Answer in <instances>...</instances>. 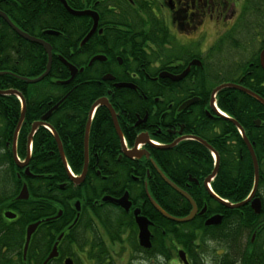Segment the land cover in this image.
Instances as JSON below:
<instances>
[{
    "label": "flooded vegetation",
    "instance_id": "obj_1",
    "mask_svg": "<svg viewBox=\"0 0 264 264\" xmlns=\"http://www.w3.org/2000/svg\"><path fill=\"white\" fill-rule=\"evenodd\" d=\"M243 3L244 0H0V63H12L13 70L0 72V76L9 73L15 79L27 78L22 76L21 68L16 67L19 62H42L40 73L29 79L46 73L43 81L48 79L57 86H67L65 95L55 98L53 105L52 100L46 104V111L30 122L27 130L24 129L25 100L19 90H12L22 96L25 107L15 153L19 164L25 162L28 153L29 159L25 167H19L13 158V135L20 112L11 136L0 138V153L10 155L16 179L22 181L19 190L23 185L27 188L26 179L40 177L31 171V164L36 134L47 130L52 136L45 126L57 135L66 158L60 137L49 119L76 88L75 77L85 70L95 76L96 72L102 73L97 66L105 67L97 84L102 82L110 87L97 100L106 99L112 108L122 138L127 142L125 134L134 135V139L145 135L144 139L151 144L138 150L148 155L143 153L139 159H128L114 131L119 143L114 159L118 165L129 162L130 174H110L112 171L118 174L121 167L113 168L110 162L100 161L102 154L95 148L91 128L100 112H106L113 122L108 108H96L88 134L84 180L79 185L68 180L58 185L61 191L70 186L76 197L68 202L64 219L61 213L60 217L47 218L41 224L50 227L55 223L59 232L42 233L47 240L50 237L52 240L46 242L48 250L40 264L56 241L57 256L47 264H64L68 260L71 264H179L175 259L179 248L169 239L167 258L159 255L156 248L159 231L150 215L152 194L148 189L157 188L158 183L167 186L164 179L193 201L195 213L189 224L201 225L198 230L203 239L201 264H205V258H210L211 264L212 259L217 264H239L245 254L250 264L260 258L264 262V41L258 39V46L244 58L237 53V40L232 35H238L236 26ZM65 64L76 70L72 79ZM58 65L66 68V79L55 78L60 72ZM106 77L110 79L103 80ZM224 84L242 87L257 98L232 88L216 91ZM124 92L134 96L133 103L130 100L127 105L126 101L118 100ZM228 94L246 99L243 109L250 112L247 118L237 120L226 113L228 118L224 119L215 112V106L222 110L220 98ZM34 123L42 125L27 147ZM23 131L27 132L24 145L20 137ZM133 142L131 145L127 142L129 150ZM249 147L257 166V184L252 195L254 167ZM106 151L111 152L110 148ZM57 154L59 156L58 147ZM226 157L227 163H224ZM243 163L247 169L241 172L239 165ZM26 169L30 175H26ZM88 173L89 181H86ZM212 173L214 175L206 181ZM225 173L235 181L232 191L227 192L230 196L222 200L214 191L213 198L208 186L213 189L214 184H221L222 179L228 177ZM94 176L101 180L97 191ZM241 181L248 188L244 197L238 186V183L242 185ZM123 195L128 199L127 211L101 202L104 197L117 200ZM17 196L18 193L12 200L24 202ZM247 198V203L240 208L224 206L237 205ZM183 199L189 204L183 216L186 217L193 209L189 201ZM12 200L1 202L0 218L5 224H14L17 220L16 212L7 208L14 203ZM7 211L14 213L16 219H5L3 215ZM135 211L152 223L148 227L152 246L148 252L138 243ZM212 217H217L219 224L206 226L205 222ZM209 231L218 233L217 237H209ZM207 240L215 241V253L204 247ZM184 252L192 264L187 250ZM21 264L36 263L27 262L25 258Z\"/></svg>",
    "mask_w": 264,
    "mask_h": 264
},
{
    "label": "trees",
    "instance_id": "obj_2",
    "mask_svg": "<svg viewBox=\"0 0 264 264\" xmlns=\"http://www.w3.org/2000/svg\"><path fill=\"white\" fill-rule=\"evenodd\" d=\"M263 24L264 0H245L240 17L237 20L236 28L238 31L244 32L247 38L252 32L260 28L262 29ZM235 37L237 38V36ZM43 66L44 63L42 62H19L16 67L21 68L24 73L22 76L31 78L38 75ZM97 67V70L102 71V73L96 72L97 75L93 76L89 70H85L83 74L75 77L76 88L65 98L60 109L49 119L51 120L52 128L60 137L68 166L75 174L80 173L83 165V137L88 111L98 98L105 95V89L110 87L109 84L106 87L107 84L102 82L97 84L104 74L103 72H105V67ZM58 69L60 72L55 78L57 80L66 79L68 77L66 68L58 65ZM9 71L13 72L12 63H0V72L6 73ZM0 90H19L21 92L26 104L24 129L27 130L29 123L37 120L41 116V113L46 111V104L52 100L51 104L53 105L56 100L55 98H61L65 95L67 86H57L50 83L48 79L38 84L27 85L8 73V75L0 76ZM242 97H234L229 94L223 95L219 102L222 111L232 115L237 120L247 118L250 112L249 110L243 109L247 102ZM118 100L126 101L125 104L128 105L127 102L130 100L133 103L134 96L129 92H124V95L120 96ZM122 101L120 102L123 103ZM128 109H131V107ZM19 112V102L15 97H0V138H6L7 134L11 136L18 121ZM105 113L100 112L95 116L91 128L92 137H94V141L96 142L95 148L98 150V153L102 154L100 161L110 162L109 165L113 168L121 167L118 174L112 171L110 173L112 175L120 176V173L124 175L130 174L129 162H122L118 165V162L114 159L116 157V150L119 149V143L114 132V127L112 126L113 124ZM26 134L27 132L23 131L20 136L23 145ZM125 135L128 144L131 145L134 140V135ZM108 148L111 150L110 153L106 151ZM34 150L35 154L34 161L31 164V171L40 177L30 180L26 179L29 197L24 202L13 201L22 181L18 182L16 179L10 155L7 156L0 153V206L1 202L13 199L12 202L14 203L10 207L7 206V208L16 212L17 215V220L14 224H5L0 218V264H21L25 228L32 223L56 216L58 211L62 212L64 219L65 213H68L66 209L68 202L76 197L75 192L71 190L70 186L62 191L58 187L59 184L62 185L66 182L67 175L57 154L56 143L47 130H40L36 134ZM224 150L228 151L225 146ZM227 158H224V163H227ZM93 161L95 162L96 160L93 159ZM93 161L90 164H92V167H95ZM239 166L241 167V172L247 169L245 163ZM89 173L86 181H89ZM225 174L228 177L224 176L225 178L222 179L221 184L216 183L213 186L214 191L223 198L230 196L227 192L232 191L233 184L235 183L234 180H231V175ZM96 177H93L95 189L97 188V184H101V180ZM238 186L240 187L239 191L243 192L241 197H244L248 191L246 184L244 182L242 185L238 183ZM96 191H94L95 197L98 196ZM149 192L152 194L155 202L168 215L174 218H182L189 209V204L183 197L164 184L158 183L157 188L150 186ZM149 209L151 211V219L159 231V239L156 243L159 255L162 254L167 258L165 238L170 237L169 240L172 241L174 246L187 250L189 258L192 259V264H201L198 252L201 246H203V239L198 235L199 240L197 239L198 241H196V233L201 229V225L197 222L195 224H176L162 217L156 211L152 210L151 207ZM146 210L147 208L144 209V211ZM54 224H51L50 227L40 225L37 228L36 233L29 243L26 256L27 262L40 264L44 259L46 251L48 250L46 242L51 241L52 237L47 240L46 236L42 233L44 231H48L49 233V230H51L57 234L59 229H56ZM161 232H164V235ZM217 234L216 232L209 231L208 236L215 239ZM262 259L260 258L257 262L253 261L251 264H264ZM212 260H214L212 264H217L215 259ZM239 264H250L246 258V254L240 258Z\"/></svg>",
    "mask_w": 264,
    "mask_h": 264
},
{
    "label": "water",
    "instance_id": "obj_3",
    "mask_svg": "<svg viewBox=\"0 0 264 264\" xmlns=\"http://www.w3.org/2000/svg\"><path fill=\"white\" fill-rule=\"evenodd\" d=\"M264 54V53H263ZM69 70H70V76L72 79L73 76L75 75L76 73V70L71 67L70 65L68 64H65ZM46 76V73L43 74L42 76H40L39 78L37 79H34V80H30V79H20L21 81H23L24 83L26 84H35V83H38L39 81H41L44 77ZM105 79H110L109 77H106V78H103V80ZM224 88H232V89H237L249 96H252V97H255L257 98L255 95H253L251 92H249L248 90L242 88V87H239V86H235V85H231V84H226V85H222L220 86L216 91H219L221 89H224ZM214 93V92H213ZM18 96L20 99H21V112H20V118H19V122L15 128V131H14V135H13V146H12V152H13V158L14 160L16 161V153H15V145H16V139H17V135H18V132H19V129L21 127V124H22V121H23V116H24V111H25V107H24V103H23V100L20 96V94L16 91H4V92H0V96ZM97 107H106L108 108L109 112H110V116L112 118V122H113V125H114V128H115V131H116V134L119 138V141H120V144H121V150H122V153L124 154V156L128 159H139L143 153H145L146 155H148L145 151H135L136 147L138 145H144V146H151V144H149L148 141H146L144 139L145 135H141V136H138L135 141H134V144H133V149L130 150V151H126L124 148H123V138H122V135L120 133V130H119V127H118V124L116 122V117L114 115V112L112 110V108L108 105L106 99H100L98 101H96L89 113H88V120H87V123H86V127H85V135H84V164H83V168H82V171H81V174L78 178H72L68 172V169L66 167V160H65V157L62 153V148H61V144L57 138V135L54 133V131L49 128L48 126H45L52 134L56 144H57V147H58V152H59V156H60V160L62 162V165L64 166L65 170H66V175H67V178L68 180L71 182V183H74L75 185H79L80 183L83 182L84 180V177H85V174H86V167H87V161H88V158H87V145H88V134H89V129H90V124H91V121H92V117H93V114H94V111L96 110ZM55 110V107L52 108L47 114L46 116L42 117L41 120H45L51 113V111ZM42 124L41 123H34L31 127V130H30V133L28 135V138H27V147H29L31 145V142H32V137L34 135V133L37 131L38 127H40ZM242 138L244 139V141L247 143L244 135H242ZM248 145V144H247ZM249 152L251 154V157H252V161H253V167H254V188L252 189V192H251V195L253 194L254 190H255V187H256V184H257V166H256V163H255V159H254V156L252 154V150L251 148L249 147ZM28 159H29V153L27 154V157L25 159V162L23 164H19L17 163V166L19 167H25L27 165V162H28ZM25 173L26 175H29V172L28 170L26 169L25 170ZM214 174L212 173L206 181H208ZM171 188H173L175 191H177L179 194H181L187 201H189V203L191 204V207H192V212L190 213L189 216H187L186 218H183V219H176V218H172L170 216H168L163 210H161L155 203L154 201H152L150 199V203L151 205L153 206V208L161 215L163 216L164 218L170 220V221H173V222H176V223H186L188 221H190L195 213V207L192 203V201L190 200V198L182 191H180L179 189H177L174 185L168 183ZM208 190V189H207ZM208 193L214 198V196L212 195V193L208 190ZM28 197V194H27V191H26V188L23 186L22 190L20 191L19 193V196L17 197L18 200H25L27 199ZM216 199V198H215ZM219 201V200H217ZM248 201V198L247 200L243 201L241 204H239L238 206H242V205H245ZM101 202L103 203H111L117 207H120L122 209H124L125 211L128 210L129 208V203H128V199H127V196L126 195H123L121 198L119 199H111V198H108V197H104L102 198ZM220 202V201H219ZM238 206H233V207H238ZM4 217L8 220H12L15 218V215L7 212L4 214ZM134 219H135V223L137 225V228H138V243L140 245V247H142L144 250H149L151 248V243H150V240H151V235L148 231V227L151 226L152 224L145 218V217H142L139 215V211H135L134 212ZM219 224V219L217 217H212L210 219H208L206 222H205V225L206 226H211V225H217ZM38 223H35V224H31L29 225L27 228H26V235H25V242H24V246H23V255H25L26 253V250H27V247H28V243H29V240H30V237L31 235L33 234V232L35 231L36 227H37ZM60 239V238H58ZM57 243L58 241L54 244L50 254L48 255L47 259L45 260V262L43 264H46L47 262H49L50 260H52L54 257H56L57 255V252H56V246H57ZM180 262H182V264H188L186 259H185V255L183 252L179 251L178 254H177ZM64 264H71V261H65Z\"/></svg>",
    "mask_w": 264,
    "mask_h": 264
},
{
    "label": "rangeland",
    "instance_id": "obj_4",
    "mask_svg": "<svg viewBox=\"0 0 264 264\" xmlns=\"http://www.w3.org/2000/svg\"><path fill=\"white\" fill-rule=\"evenodd\" d=\"M253 33H255V34L253 35ZM253 33H251L250 36L247 37V38H246V34L244 32H239V34L237 35V38L235 37V35H232V37H234L233 39H235V41L237 40V44H236V47L238 48V52L237 53L241 57H243L244 55L247 56L249 54L250 50H252L253 48H255V47L258 46V42H257L258 39H261V40L264 41V26H263L262 29L260 28V29H258L256 31H254ZM238 36H239V38H238ZM251 41H253L254 43H250ZM246 44L248 45V48L247 49H245L246 48ZM168 239H170V237L169 238L167 237V239H165L166 246H167ZM204 247H206V250H212L215 253L216 252V249H214V248H216L217 246L214 245V246L210 247L207 243H205V246ZM166 248H170V245H168ZM202 248L203 247L201 246V249L198 252V255H199V258L200 259H201L200 255H201ZM115 250H116V252H118L119 251V248L116 247ZM167 251H170V250H167Z\"/></svg>",
    "mask_w": 264,
    "mask_h": 264
},
{
    "label": "bare ground",
    "instance_id": "obj_5",
    "mask_svg": "<svg viewBox=\"0 0 264 264\" xmlns=\"http://www.w3.org/2000/svg\"><path fill=\"white\" fill-rule=\"evenodd\" d=\"M81 106V105H80ZM80 108H82V107H80ZM87 120H88V118H87ZM121 176V175H120ZM164 178V177H163ZM165 180V182H166V185L171 189V190H173L175 193H177L178 195H180V196H182L181 194H179L177 191H175L173 188H171V186L168 184V183H170V182H168L166 179H164ZM171 184V183H170ZM173 185V184H172ZM177 188V187H176ZM178 189V188H177ZM180 190V189H179ZM181 191V190H180ZM211 191L214 193V190L213 189H211ZM183 192V191H182ZM148 193L150 194V192H149V189H148ZM185 193V192H184ZM186 194V193H185ZM183 197V196H182ZM184 198V197H183ZM152 201H154V203L161 209V210H163L156 202H155V200L152 198V196H151V198H150ZM221 199H223V200H225L226 198H223V197H221ZM242 203V202H241ZM241 203H239V204H241ZM239 204H237V205H233V206H238ZM152 206V205H151ZM243 206V205H242ZM241 206H238V207H233V208H240ZM152 208H153V206H152ZM154 209V208H153ZM155 210V209H154ZM164 211V210H163ZM165 212V211H164Z\"/></svg>",
    "mask_w": 264,
    "mask_h": 264
},
{
    "label": "clouds",
    "instance_id": "obj_6",
    "mask_svg": "<svg viewBox=\"0 0 264 264\" xmlns=\"http://www.w3.org/2000/svg\"><path fill=\"white\" fill-rule=\"evenodd\" d=\"M206 243H207L210 247H212V246L215 245V241H212V240H207ZM205 264H211V261H210L209 258H205Z\"/></svg>",
    "mask_w": 264,
    "mask_h": 264
}]
</instances>
